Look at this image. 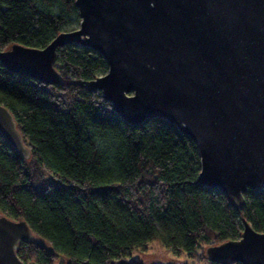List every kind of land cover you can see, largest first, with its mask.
<instances>
[{
    "label": "trees",
    "instance_id": "trees-1",
    "mask_svg": "<svg viewBox=\"0 0 264 264\" xmlns=\"http://www.w3.org/2000/svg\"><path fill=\"white\" fill-rule=\"evenodd\" d=\"M78 19L74 0H0V49L42 47ZM53 65L58 84L0 62V103L30 152L22 156L0 134V214L24 219L54 251L20 241L21 260L52 264L62 255L64 264H114L155 237L188 253L199 246L205 256L206 245L237 238L242 219L264 231V190L248 188L235 210L197 180V147L174 123L154 116L130 124L85 86L107 68L100 53L66 43Z\"/></svg>",
    "mask_w": 264,
    "mask_h": 264
},
{
    "label": "water",
    "instance_id": "water-1",
    "mask_svg": "<svg viewBox=\"0 0 264 264\" xmlns=\"http://www.w3.org/2000/svg\"><path fill=\"white\" fill-rule=\"evenodd\" d=\"M79 16L44 46L13 42L0 49L7 70L58 84L56 47L78 43L107 65L85 86L98 90L130 124L148 117L174 123L195 143L197 180L219 189L239 210L248 188L264 190V0H74ZM0 134L30 152L7 107ZM20 241L54 253L22 218L0 214V264L24 262ZM210 261L264 264V231L242 219L237 238L204 248ZM52 264H64L62 255Z\"/></svg>",
    "mask_w": 264,
    "mask_h": 264
},
{
    "label": "rangeland",
    "instance_id": "rangeland-1",
    "mask_svg": "<svg viewBox=\"0 0 264 264\" xmlns=\"http://www.w3.org/2000/svg\"><path fill=\"white\" fill-rule=\"evenodd\" d=\"M202 252L199 246L191 253H188L182 246L172 248L159 237H155L133 247L127 254L115 258L113 263L127 264L131 261H138L140 264H211Z\"/></svg>",
    "mask_w": 264,
    "mask_h": 264
}]
</instances>
